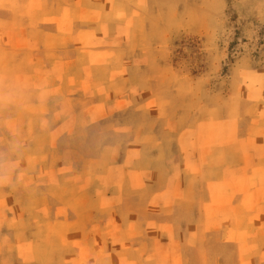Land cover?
I'll use <instances>...</instances> for the list:
<instances>
[{"label": "rangeland", "instance_id": "rangeland-1", "mask_svg": "<svg viewBox=\"0 0 264 264\" xmlns=\"http://www.w3.org/2000/svg\"><path fill=\"white\" fill-rule=\"evenodd\" d=\"M115 19L129 22L131 27L106 29L105 36L101 31L83 35L85 46L80 54L85 59L68 62L76 74L67 77L62 76L66 65L60 42L54 28H49V0H0V173H19L20 169L30 173L32 169L39 178L35 165L46 166V183L40 184L35 177V182L22 189L30 196L46 195L40 207L44 210L41 222L33 221L31 198L15 199L7 213L12 222V215L24 218L25 229L30 235L36 233L33 241L37 245L54 244L43 229L49 222V195L75 198V202L81 188L73 175L91 179L99 176V180L103 168L91 159L104 150L105 159L110 158L109 147L124 148L133 137L122 132L136 115L127 108L92 126L81 119L80 125L70 124L63 134H52L58 138L49 140V134L60 126L57 122L82 118L86 108L105 93L101 84L114 74L125 84L126 73H120L118 66L126 69L128 65L132 70L130 93L142 100L141 90L147 89L153 108L159 111L160 119L151 124L160 136L175 133L198 145L206 139L220 140L226 133L235 139L228 147L234 166L241 159L238 144L247 130L253 137L255 133L261 135L264 141V0H132L129 11ZM64 32L69 40L65 51L73 53L76 48L72 38L77 30ZM132 37L137 42L133 47L129 43ZM49 73L59 77H50ZM114 91L124 92L123 87ZM252 103L258 107L251 111ZM254 118L258 124L250 130ZM261 145L264 147V142ZM49 147L75 150L72 164H62L58 159V166L65 172L57 169L55 179L63 180L65 188L47 183L49 157L44 156L42 161L34 157L49 152ZM171 150L179 155L176 144ZM118 161H123L122 154ZM117 174L119 178L121 172ZM99 189L92 184L88 194L101 193ZM144 196L148 198L147 193ZM5 240L11 241L8 233ZM135 241L140 247L136 246L131 256L139 264H173L175 257L176 264L237 261L235 248L230 247L233 252L224 248L219 234L205 236L199 243L194 240L182 251L177 246L176 254L163 246L151 252L153 245L144 237ZM258 256L264 261V251Z\"/></svg>", "mask_w": 264, "mask_h": 264}, {"label": "crops", "instance_id": "crops-1", "mask_svg": "<svg viewBox=\"0 0 264 264\" xmlns=\"http://www.w3.org/2000/svg\"><path fill=\"white\" fill-rule=\"evenodd\" d=\"M131 4L132 0H49V28L55 30L54 35L63 52V65H66L62 76L76 74L68 62L85 59L81 56L85 46L83 35H96L101 31L105 36L106 29L127 30L131 27L129 22L115 19L118 14L127 13ZM136 28L140 34L141 26L137 24ZM70 29L77 30L76 37L72 38L76 48L74 55L65 51L69 40L64 31ZM129 43L133 47L137 42L132 37ZM117 69L126 73L123 76L125 84L114 74L105 85L101 84L105 93L86 108L82 118L74 116L57 122L60 126L49 134V140L58 138L52 134H63L70 124L80 125L81 119H84L83 124L92 126L127 108L136 115L122 132L132 133V139L124 148L119 145L109 147L110 158L105 159L107 150H104L99 157L91 159L94 165L103 168L99 180V176L91 179L89 176L76 178V173L73 175V181L81 188L75 202V198L69 200L49 195V222L43 227L45 235L49 234V239L54 242L49 246L35 244L36 233L32 236L25 229L24 218L12 215V222L7 214L15 199L31 198L28 201L32 202L33 221L41 222L44 210L40 207L46 195L30 196L22 189L35 182V177L40 184L46 183L43 182L46 166L35 165L39 178L34 175V170L31 173L32 169L30 173L21 169L19 173L1 172L0 264H139L131 256V251L140 247L135 244L138 237L149 240L153 245L151 252H157L163 246L176 254L177 246L182 251L194 240L199 243L205 236L213 234L221 236L222 245H226L224 248L233 252L230 247H234L237 253V261L218 264H264L258 256L264 251L262 136L255 133L253 137L247 130L238 144L241 159L236 166L228 148L235 139L226 133L220 136V140L206 139L198 145L175 133L172 136L161 133L160 136L151 124L160 119L159 111L153 108L147 89L141 90L143 99L140 100L128 90L131 89L128 87L131 68L126 65V69L123 66ZM49 76L59 77L52 73ZM115 87H123L124 92L118 94ZM254 107L257 108L258 104L252 103L250 110ZM253 123L250 130L252 127L256 129V118ZM173 144L177 145L179 155L172 152ZM121 154L123 161L119 162ZM44 156L49 157L47 183L65 188L63 180L55 179L58 171L65 172L58 166V159L62 164H72L75 150L49 147V152L34 155L37 161L38 157L42 161ZM117 172H121L119 178ZM89 179L91 182L86 184ZM92 184L97 190L100 188L101 193L88 194ZM119 190L124 192L119 193ZM35 230L39 234V230ZM7 233L11 241L5 240ZM11 254L14 260L9 261ZM173 264H176V257Z\"/></svg>", "mask_w": 264, "mask_h": 264}]
</instances>
